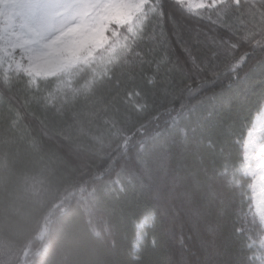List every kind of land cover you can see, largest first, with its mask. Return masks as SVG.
I'll return each instance as SVG.
<instances>
[{
    "label": "trees",
    "instance_id": "obj_1",
    "mask_svg": "<svg viewBox=\"0 0 264 264\" xmlns=\"http://www.w3.org/2000/svg\"><path fill=\"white\" fill-rule=\"evenodd\" d=\"M107 37L50 75L0 44V264H264V0H148Z\"/></svg>",
    "mask_w": 264,
    "mask_h": 264
},
{
    "label": "rangeland",
    "instance_id": "obj_2",
    "mask_svg": "<svg viewBox=\"0 0 264 264\" xmlns=\"http://www.w3.org/2000/svg\"><path fill=\"white\" fill-rule=\"evenodd\" d=\"M195 10L223 0H177ZM148 0H0V44L14 65L36 75L58 73L92 58L108 42L107 31L131 21ZM244 144L254 211L264 230V109ZM144 223L139 225L140 231ZM141 240L138 235L137 242ZM264 242V236H263Z\"/></svg>",
    "mask_w": 264,
    "mask_h": 264
}]
</instances>
